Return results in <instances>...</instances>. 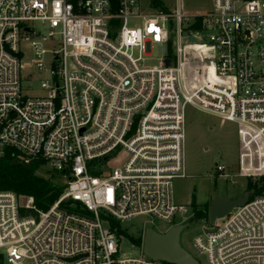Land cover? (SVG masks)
<instances>
[{"label": "built area", "instance_id": "2783aa9c", "mask_svg": "<svg viewBox=\"0 0 264 264\" xmlns=\"http://www.w3.org/2000/svg\"><path fill=\"white\" fill-rule=\"evenodd\" d=\"M162 2L0 0V156L67 173L46 211L0 191L1 264H166L120 258L113 225L191 217L172 192L186 177L187 106L234 125L237 176L252 187L193 249L205 264H264V0L190 13ZM28 68L42 95H23Z\"/></svg>", "mask_w": 264, "mask_h": 264}, {"label": "rangeland", "instance_id": "374dc122", "mask_svg": "<svg viewBox=\"0 0 264 264\" xmlns=\"http://www.w3.org/2000/svg\"><path fill=\"white\" fill-rule=\"evenodd\" d=\"M171 5L173 0H164ZM212 0H177L186 12H200L210 9ZM160 57L159 48L152 47L151 54L144 61V65L153 67L158 65ZM31 56L26 54L24 62H29ZM22 93L26 96L42 95L40 84L42 79L33 68L22 72ZM30 85V88L26 86ZM185 142H184V170L186 177L174 179L172 192L175 202L187 206L190 209L189 219L177 218L174 224L182 222L189 224L180 234L179 243L182 249L189 253L199 264H205V260L193 249V238L199 235L203 228H215L223 221L214 225L209 223L208 211L214 192L219 196L234 199L242 196L246 191L247 180L237 176V138L235 127L229 123H221L212 114L200 111L192 106L185 108ZM122 155H119L121 159ZM117 158V159H118ZM110 161V160H109ZM225 167L224 177L218 176L215 165ZM115 162H109L101 168L108 172ZM99 168V167H98ZM36 176L49 179L53 186L62 188L66 179L59 176L47 167H41L36 171ZM203 212L205 218L195 219V212ZM102 226L107 228V224ZM109 227V226H108ZM170 226L153 220L146 216L133 218L130 222L119 224L118 234L120 258H140L142 249L132 242L141 239L143 242L145 230L150 228L154 232L163 234Z\"/></svg>", "mask_w": 264, "mask_h": 264}, {"label": "trees", "instance_id": "16d2710c", "mask_svg": "<svg viewBox=\"0 0 264 264\" xmlns=\"http://www.w3.org/2000/svg\"><path fill=\"white\" fill-rule=\"evenodd\" d=\"M151 5L155 8L162 9V0H150ZM42 167L41 162H32L28 165L20 163L16 158V153L11 149H5L0 156V191L12 192L17 196L31 197L38 210L46 211L62 194V188L53 186L49 179L36 176V171ZM60 177L64 178L67 173H60ZM252 190L248 185L246 191ZM195 219H201L203 212L197 211L194 214ZM120 234L119 225H113ZM134 244L141 247V239L132 240ZM1 264V256H0Z\"/></svg>", "mask_w": 264, "mask_h": 264}, {"label": "water", "instance_id": "95a60500", "mask_svg": "<svg viewBox=\"0 0 264 264\" xmlns=\"http://www.w3.org/2000/svg\"><path fill=\"white\" fill-rule=\"evenodd\" d=\"M168 65V61L166 62ZM106 158L99 160L105 162ZM250 198V192H244L242 196L234 199L219 196L214 192L210 201L208 220L210 224L224 219L234 209L243 207ZM189 224H179L167 229L163 234L154 232L148 228L145 230L141 245L142 254L152 261H160L166 264H199L189 253L181 248L179 239L181 232Z\"/></svg>", "mask_w": 264, "mask_h": 264}]
</instances>
